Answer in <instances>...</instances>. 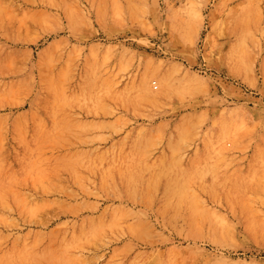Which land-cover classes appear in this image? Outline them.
<instances>
[{"label": "rangeland", "instance_id": "obj_1", "mask_svg": "<svg viewBox=\"0 0 264 264\" xmlns=\"http://www.w3.org/2000/svg\"><path fill=\"white\" fill-rule=\"evenodd\" d=\"M0 264H264V0H0Z\"/></svg>", "mask_w": 264, "mask_h": 264}]
</instances>
